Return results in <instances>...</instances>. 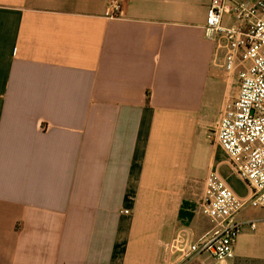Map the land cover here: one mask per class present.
I'll list each match as a JSON object with an SVG mask.
<instances>
[{
    "label": "crops",
    "instance_id": "crops-1",
    "mask_svg": "<svg viewBox=\"0 0 264 264\" xmlns=\"http://www.w3.org/2000/svg\"><path fill=\"white\" fill-rule=\"evenodd\" d=\"M211 1L0 0V264H168L178 230L214 235L239 79L205 37ZM259 239L245 226L227 264H264Z\"/></svg>",
    "mask_w": 264,
    "mask_h": 264
},
{
    "label": "built area",
    "instance_id": "built-area-1",
    "mask_svg": "<svg viewBox=\"0 0 264 264\" xmlns=\"http://www.w3.org/2000/svg\"><path fill=\"white\" fill-rule=\"evenodd\" d=\"M204 34L215 44L216 53L225 51V68L239 79V93L223 108L213 137L251 195L240 199L217 173H211L202 206L217 230L200 241L190 229L178 230L168 244V264H189L202 255L227 264L244 227H264V218L247 225L238 220L247 205L264 210V1L212 0Z\"/></svg>",
    "mask_w": 264,
    "mask_h": 264
},
{
    "label": "rangeland",
    "instance_id": "rangeland-1",
    "mask_svg": "<svg viewBox=\"0 0 264 264\" xmlns=\"http://www.w3.org/2000/svg\"><path fill=\"white\" fill-rule=\"evenodd\" d=\"M261 1H264V0H261ZM226 180V183L233 189V190H237L238 188H249L247 186V184L241 179L239 178L237 175H226V176H223ZM250 190V189H249ZM255 210V209H254ZM251 209H247V210H244L242 212L243 215L247 216V217H255L254 216V212H256V210L254 211ZM259 211L261 209H258ZM251 229V228H250ZM244 231V230H243ZM256 231V230H254ZM258 233V232H256ZM242 241H244L245 243H247L248 245H251V244H254V239L250 236V237H247V236H244ZM259 244L263 245L264 246V239H259Z\"/></svg>",
    "mask_w": 264,
    "mask_h": 264
}]
</instances>
